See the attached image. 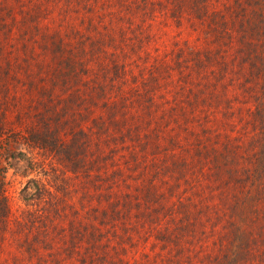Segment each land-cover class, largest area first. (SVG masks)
<instances>
[{
	"label": "rangeland",
	"instance_id": "obj_1",
	"mask_svg": "<svg viewBox=\"0 0 264 264\" xmlns=\"http://www.w3.org/2000/svg\"><path fill=\"white\" fill-rule=\"evenodd\" d=\"M236 2L0 0V138L86 135L77 171L0 141V264H207L258 143Z\"/></svg>",
	"mask_w": 264,
	"mask_h": 264
},
{
	"label": "trees",
	"instance_id": "obj_2",
	"mask_svg": "<svg viewBox=\"0 0 264 264\" xmlns=\"http://www.w3.org/2000/svg\"><path fill=\"white\" fill-rule=\"evenodd\" d=\"M243 2L244 6L238 0L236 2L238 6L236 16H212L210 19L214 25L218 23L221 29L228 27L239 31V38L243 36L242 31L249 32V40L243 42L246 49L241 61L252 69L248 72L251 80L260 77L258 82L260 93L258 96H253L255 100L253 114L254 118L258 115L259 124L256 130L258 143L256 150L252 152L254 159L250 161H255V165L246 169L242 167L239 175L231 171L233 173L232 183L239 191L233 193L230 203L226 235L223 234V238L216 241L217 252L205 257L207 264H264V16H260L263 13L261 10L255 11L253 8L258 7L261 1L243 0ZM262 2L264 4V0ZM245 10L251 11V16L245 14ZM56 129L43 124V129L27 128L25 134H21L23 136L17 137L16 134L3 136L2 134L0 141L11 140L16 143L19 139H24L27 144L43 153L53 155L71 171L84 169L83 158L79 157L78 153L80 150L83 152L85 133L80 129L70 131L67 144H63L59 141ZM2 143H0V157L2 156L1 148L5 144L2 145ZM4 169L0 167V218L6 216L8 209L4 195ZM42 214L45 215V213ZM27 217L30 221L34 218L38 220L30 213ZM42 220L43 218H39V223L43 228Z\"/></svg>",
	"mask_w": 264,
	"mask_h": 264
}]
</instances>
